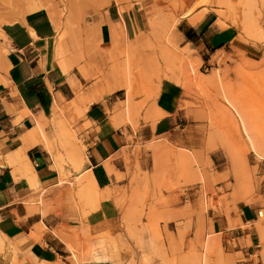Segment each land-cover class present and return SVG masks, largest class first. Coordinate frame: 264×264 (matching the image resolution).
<instances>
[{
    "label": "rangeland",
    "instance_id": "obj_1",
    "mask_svg": "<svg viewBox=\"0 0 264 264\" xmlns=\"http://www.w3.org/2000/svg\"><path fill=\"white\" fill-rule=\"evenodd\" d=\"M5 2L0 25L33 5L54 13L55 64L77 77L83 101L55 106L47 129L41 122L62 182L34 186L27 205L68 252L48 264H264V0ZM117 11L129 13L131 31ZM91 97L109 120L120 116L128 140L123 171L106 166L114 181L102 189L82 173L79 131L89 123L77 126ZM167 109L173 129L148 137ZM30 132L41 139L36 125ZM243 203L257 207L253 241L239 240L252 246L247 257L223 232L240 223ZM214 218L225 221L219 233ZM1 248L0 264L31 262L20 247Z\"/></svg>",
    "mask_w": 264,
    "mask_h": 264
},
{
    "label": "crops",
    "instance_id": "obj_2",
    "mask_svg": "<svg viewBox=\"0 0 264 264\" xmlns=\"http://www.w3.org/2000/svg\"><path fill=\"white\" fill-rule=\"evenodd\" d=\"M116 16L115 22L123 24L126 31L132 30L133 21L128 12L124 16L117 11ZM55 35L56 28L45 9L27 12L19 19L0 25V235L4 240L1 251L13 252L19 247L26 250L31 262L25 264L33 261L48 264L68 256L55 233L40 230L41 224L48 227L43 211H31L27 205L34 186L45 190L62 182L56 177L50 152L42 145V142L47 144L46 135V141H36L30 134L35 120L40 119L45 130L55 106H65L71 99L83 105L82 98L76 95L77 77L69 67L63 72L55 64ZM167 88L170 93L172 89ZM167 110L154 125L147 127L148 137L173 129L177 114L167 115L170 109ZM110 120L103 103L97 100L85 107L84 120L77 126L89 123L79 131L84 154L82 173L87 172L91 185L98 189L114 181L106 163L115 173L123 171L121 153L128 144L124 129ZM143 133L142 130V136ZM32 174L34 181L31 182ZM238 218L240 223L236 227L223 232L236 242L231 252H241L247 257L252 246L241 245L239 240L253 241L256 231L251 225L257 219V207L241 204ZM211 226L214 233H219L225 221L214 218Z\"/></svg>",
    "mask_w": 264,
    "mask_h": 264
},
{
    "label": "bare ground",
    "instance_id": "obj_3",
    "mask_svg": "<svg viewBox=\"0 0 264 264\" xmlns=\"http://www.w3.org/2000/svg\"><path fill=\"white\" fill-rule=\"evenodd\" d=\"M5 2V0H0V3L2 4V3H4ZM6 3V2H5ZM116 4L117 5H119L120 3L119 2H116ZM38 6L39 5H33V6H31V10H35V9H37L38 8ZM119 8H120V10L122 11V7L121 6H119ZM119 10V11H120ZM217 12V11H216ZM219 12V14L221 13L220 11H218ZM218 12H217V14H218ZM222 15V14H221ZM194 18V17H193ZM196 18V17H195ZM50 19H51V21H52V23H53V25H54V27L56 28V30H59L60 29V27H59V25H58V21H57V19H56V16L54 15V13H50ZM4 20V19H3ZM192 20V19H191ZM196 20V19H195ZM194 20V21H195ZM5 21V20H4ZM193 20L191 21L192 23L194 22ZM6 22V21H5ZM60 38V37H59ZM60 41H61V38L60 39H57V42L58 43H60ZM63 68H62V71L63 70H67V68L68 67H66V66H62ZM63 72H65V71H63ZM81 72H82V75L87 79V78H89V75L86 73V71L84 70V69H81ZM95 96V95H94ZM217 96V95H216ZM226 96V95H225ZM92 97H93V95H92ZM90 98L89 99V101L90 102H88L89 104L90 103H92V102H94V101H96V98L95 99H93V98ZM220 97V96H219ZM227 97V96H226ZM221 100V99H220ZM55 109V108H54ZM118 117H120L119 115L117 116V117H113L112 118V122H114V125L116 124H118L120 121L117 119ZM240 118H241V114H240V116H239ZM42 119H44V118H42ZM41 119V120H42ZM246 120V119H245ZM244 120V121H245ZM35 125H36V127H37V129L39 130V135H40V137H41V139H43L44 141H46V138H45V134H44V132H43V130L41 129V121H40V119L38 120V119H36L35 120ZM84 128V127H83ZM247 128V127H246ZM264 131V130H263ZM264 137V136H263ZM38 141V140H37ZM47 142V141H46ZM119 155V154H118ZM200 160V159H199ZM200 162H202V161H200ZM199 165V164H198ZM106 166H111L110 164H107L106 163ZM203 176V175H202ZM203 178H204V176H203ZM30 181L32 182V181H34V175L32 174L31 176H30ZM36 231H39V230H36ZM1 233V232H0ZM3 236V235H2ZM64 242V241H63ZM66 243V242H65ZM3 244H4V240H3V238L1 237V235H0V246H3ZM67 245H68V243H67ZM72 250V249H71ZM205 255V254H204ZM205 259V258H204ZM204 261V260H203ZM202 262V261H201ZM205 264V263H204Z\"/></svg>",
    "mask_w": 264,
    "mask_h": 264
}]
</instances>
